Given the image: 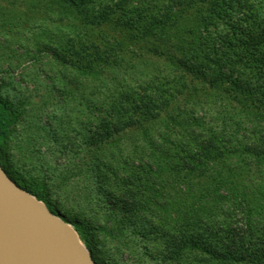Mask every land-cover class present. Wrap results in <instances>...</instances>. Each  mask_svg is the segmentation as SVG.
I'll use <instances>...</instances> for the list:
<instances>
[{"label": "trees", "instance_id": "1", "mask_svg": "<svg viewBox=\"0 0 264 264\" xmlns=\"http://www.w3.org/2000/svg\"><path fill=\"white\" fill-rule=\"evenodd\" d=\"M185 8V0H0V31L15 39L24 26V42L54 60L63 79L117 71L113 89L94 93L93 118L131 129L139 169L155 178L153 207L142 212L155 225L183 224V240L192 227L210 234L215 264H264V59L244 50L232 59L230 38L201 35L188 47L195 64L176 60L167 47L180 44ZM74 14L82 22L62 24ZM205 71L215 76L210 84ZM196 83L213 93L198 94ZM12 121L0 98V140ZM21 188L43 196L32 184ZM129 209L125 220L141 208ZM63 217L87 247L78 222Z\"/></svg>", "mask_w": 264, "mask_h": 264}, {"label": "rangeland", "instance_id": "2", "mask_svg": "<svg viewBox=\"0 0 264 264\" xmlns=\"http://www.w3.org/2000/svg\"><path fill=\"white\" fill-rule=\"evenodd\" d=\"M199 1L185 0L187 8L178 20L180 44L168 45V54L190 68L195 63L188 47L205 35L230 38L232 59L241 60L243 50L264 59V0H204L202 6ZM82 20L74 14L62 24ZM11 34L0 31V98L13 116L0 140V166L6 174L20 187H37L51 211L78 222L87 247L79 240L96 264H215L218 242L210 234L191 226L183 240V224L177 222L172 229L155 225L142 212L153 207L155 178L139 169L131 129L110 125L103 115L93 118L99 98L94 93L113 89L117 71L97 81L63 79L54 60L24 42V26L15 39ZM184 38L187 46L181 43ZM206 74L210 84L215 76ZM194 87L198 94L213 93L205 85ZM137 204L141 209L125 220L126 209ZM179 209L173 206L172 213L180 217ZM159 213L165 216L167 211ZM218 250L223 257L226 249Z\"/></svg>", "mask_w": 264, "mask_h": 264}, {"label": "water", "instance_id": "3", "mask_svg": "<svg viewBox=\"0 0 264 264\" xmlns=\"http://www.w3.org/2000/svg\"><path fill=\"white\" fill-rule=\"evenodd\" d=\"M0 264H96L74 227L1 166Z\"/></svg>", "mask_w": 264, "mask_h": 264}]
</instances>
